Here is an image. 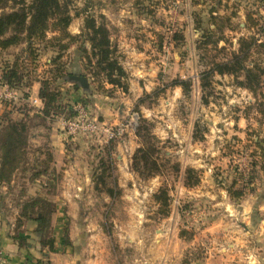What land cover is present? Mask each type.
I'll return each instance as SVG.
<instances>
[{
	"label": "rangeland",
	"instance_id": "obj_1",
	"mask_svg": "<svg viewBox=\"0 0 264 264\" xmlns=\"http://www.w3.org/2000/svg\"><path fill=\"white\" fill-rule=\"evenodd\" d=\"M61 1L73 15L69 31L77 37L67 50H59V43L51 41L52 31L30 48L28 42L0 48V72L17 62L24 75V85L17 87L19 100L8 102L7 108L0 102V118L6 111L14 119L36 113L27 101L29 86L33 80L42 82L51 77L58 55V63L64 61L67 72L88 73L80 49L81 45L90 49L85 36V19L90 15L110 29L122 65L129 49L120 42L118 45L119 34L123 42L127 36L141 38L137 45L148 47L153 63L140 67L141 72L126 69L127 92L109 84L99 89L89 73V91L76 92L72 82L55 80L53 87L61 93L65 113L44 125L35 120L28 165L0 194L3 211L15 219L18 201L37 194L53 200L57 205L52 221L56 252L68 255L69 264H154L155 251L170 255L168 264L176 260L190 264L215 256L217 249L228 252L229 262L264 264V152L256 146L258 136H264V115L257 110L262 97L239 87L230 75H216L212 89L206 91L200 80L202 71L213 61L230 57L238 48L239 37L255 32L264 39V0ZM214 8L217 15L212 13ZM247 11L254 14L259 29L250 28ZM211 15L231 16V22L224 30L226 39L205 50L198 48L202 31L198 37L192 32L199 20L203 29L210 27ZM119 29L124 31L118 33ZM170 30L173 46L169 47L165 43ZM191 39L195 45L187 46ZM260 59L264 62V53ZM176 79H191V91L185 94L181 86L171 85ZM141 97L144 100L139 102ZM79 106L99 125L119 131L111 146L120 190L116 198L97 191L93 182L99 158L109 145L107 133L99 130L69 135L64 128L63 121L77 115ZM141 120L148 122L160 151L161 171L148 178L132 168V156L141 144L136 134ZM48 148L53 153L49 170L31 179L30 166L43 159ZM188 167L195 168L200 179L192 187L185 184ZM228 188L242 190L243 195L233 197ZM160 189L169 193L167 212L160 210L155 199ZM30 226L27 221L21 229ZM67 226L70 245L63 243ZM30 238L33 245L38 241ZM46 256L50 260V252ZM146 258L151 262H145Z\"/></svg>",
	"mask_w": 264,
	"mask_h": 264
},
{
	"label": "trees",
	"instance_id": "obj_2",
	"mask_svg": "<svg viewBox=\"0 0 264 264\" xmlns=\"http://www.w3.org/2000/svg\"><path fill=\"white\" fill-rule=\"evenodd\" d=\"M212 10L217 15L218 10ZM0 48L7 49L12 45H18L28 42L30 48L35 40H45L47 33H55L51 41L56 40L59 43V50L64 51L69 48L70 43L77 40L76 35L69 31V26L73 20L67 3L61 0H0ZM246 17L251 29H259L258 21H254V14L247 11ZM231 22V16L225 19L211 15L210 27L203 29L202 23L197 22V30L202 31L199 47L207 50L212 44L217 47L219 40L226 39L224 30ZM86 39L90 42V49L81 45L82 59L89 68L88 73L92 76L93 81L98 83L99 89L104 88V84H109L113 88L129 90V73L122 65L117 55L118 47L112 43L110 29L103 22L98 23L92 15L85 19ZM218 34V37L216 35ZM178 39V36L175 35ZM68 40L67 42L64 40ZM203 40V41H202ZM202 43V44H201ZM238 48L231 52L230 57L222 61H213L211 66L203 70L200 75L202 90H211L212 81L216 75H230L234 78L235 84L252 92L255 97L261 98L257 103L258 112L264 115V62L260 59V54L264 53V39L259 37L255 32L249 36L239 37L237 39ZM222 51V48H221ZM206 54V53H205ZM54 61L52 75L50 78L42 80L39 89V98L41 105L36 113L25 114L24 119H14L9 112L3 113L0 118V183L10 186L16 177L17 172L21 169L24 171L28 165V148L30 146V130L35 125V120L44 125L52 117L65 113V107L60 102V91L54 86L55 80L62 79L73 83L74 91L83 89L89 91L90 87L83 88L79 81L71 79L72 75L86 76L88 73L77 70L76 72H67L64 61L58 63ZM20 67L17 62L15 67L7 69L3 73L4 80L11 87L24 85V75L20 73ZM88 78V77H87ZM35 81V80H33ZM20 84V85H19ZM171 85L181 86L185 94L191 91V79H176ZM27 86V85H25ZM56 88V89H55ZM158 91L153 94L157 95ZM211 93V91H210ZM149 96V94H147ZM144 100L143 97L139 102ZM208 102V100L206 99ZM6 108L9 106L5 102ZM198 134L199 128L196 127ZM195 132V134H196ZM136 134L140 139V146L135 150L132 156V168L142 177L148 178L158 174L161 171L159 159V147L157 137L152 133L151 127L146 120L136 128ZM112 141L108 142L105 153L99 158L97 169L93 173L94 188L102 193H106L111 198H116L120 194L118 189L117 177L115 174V161L112 157ZM256 146L260 152H264V136L259 135ZM38 151V150H37ZM41 151H38L40 154ZM45 157L39 159L35 164L30 166L31 179H36L45 174L53 161V153L48 148L45 150ZM179 165H177V168ZM199 175L193 167L185 170V184L195 186L199 183ZM234 183L231 188L233 189ZM228 188L233 197H241L243 191L236 189L232 191ZM24 195V192L21 193ZM155 199L160 204V210L167 212L170 206V197L167 189H160L155 193ZM19 213L15 223V233L13 238L19 246L28 247L29 237L21 229L25 222L31 221L35 224L34 232L39 235V242L42 250L47 252L54 251L57 239L53 233V216L57 211V205L53 200L37 194L18 201ZM63 243L72 244L68 226L63 229ZM28 263L32 264H52L42 253L40 257H29ZM27 263V264H28Z\"/></svg>",
	"mask_w": 264,
	"mask_h": 264
},
{
	"label": "crops",
	"instance_id": "obj_3",
	"mask_svg": "<svg viewBox=\"0 0 264 264\" xmlns=\"http://www.w3.org/2000/svg\"><path fill=\"white\" fill-rule=\"evenodd\" d=\"M122 31L124 30L119 29L118 33L119 32L121 33ZM198 31L199 30L197 29H194L193 32L191 31L192 36L198 37L199 36ZM119 38L120 39H117L118 45L120 42L123 46L125 45L129 49V51L127 50L129 52V55L123 61V65L125 69H127L128 67L129 68L133 67V68H136L138 72H141L142 70L139 69L140 67H143L148 63L150 64L153 63L151 62L153 60L150 61V59H152L151 58L152 55L150 54L151 52L148 51L149 50L148 47H142V49H141V45L140 47H138L137 42L142 41V39L141 38L139 39L137 35H133L132 37L127 36V38H125L126 39L125 42L121 41V38H122L121 34H119ZM194 45L195 43L194 41H192V39L190 40V45L189 43H187V46H194ZM156 61L160 62V60H158L157 58H156ZM41 85L42 83L40 80H35L33 84L31 85V87L29 86V90H31L29 97H36V96L39 97V89ZM138 96H140V94H137V97ZM1 109H2V105L0 103V110ZM7 187H8L7 185L0 183V194ZM18 213H19V209L16 210L15 208V219L10 218V216L6 212H4L0 206V243L6 252L7 261H8L7 264H27L28 263L27 259L29 257H40L42 253H47L46 249L42 250L41 244L39 242V235L34 232L35 224L31 221H28V222L31 223L32 226L27 227L28 229H26L24 232H25V235L29 236V238L31 236V237H36V239H38V241H36L34 245L32 243H29L28 247L21 248L18 242L13 238V235L15 233L13 228L15 227L16 218L18 216ZM29 240H31V238ZM57 247H58V242L56 244L55 250L50 252L51 262L53 264H69L70 257L68 255L62 256L60 253L56 252ZM155 253L156 254L153 257V259H155V261L153 262L154 264L157 262L159 264L170 263L169 262L171 261L170 255H168L165 251H158V252L155 251ZM214 254L215 256L209 255L203 258V260L200 262H192L190 264H237L236 261L229 262L228 252H223L222 249H217V251L214 252ZM145 262H151V258H146ZM88 263L89 262L87 261L86 264ZM174 264H188V263L176 260Z\"/></svg>",
	"mask_w": 264,
	"mask_h": 264
},
{
	"label": "built area",
	"instance_id": "obj_4",
	"mask_svg": "<svg viewBox=\"0 0 264 264\" xmlns=\"http://www.w3.org/2000/svg\"><path fill=\"white\" fill-rule=\"evenodd\" d=\"M175 30V29H174ZM169 37L165 43L166 45L173 46V38L171 36L172 30L169 31ZM19 100V90L17 87H11L3 78V73L0 72V102L13 103ZM27 101L35 109H39L41 100L38 96L29 97ZM78 114L72 118L63 121L64 128L69 135H76L81 132H96L99 130L105 131L110 141L117 136L118 132L111 131V129L105 128L104 125H99L97 120H93L88 116L86 109L83 106L78 107ZM7 255L0 243V264H7ZM32 264V263H28Z\"/></svg>",
	"mask_w": 264,
	"mask_h": 264
},
{
	"label": "water",
	"instance_id": "obj_5",
	"mask_svg": "<svg viewBox=\"0 0 264 264\" xmlns=\"http://www.w3.org/2000/svg\"><path fill=\"white\" fill-rule=\"evenodd\" d=\"M71 79L75 81H79L82 85L83 88H88L89 87V81L86 76L83 75H72Z\"/></svg>",
	"mask_w": 264,
	"mask_h": 264
}]
</instances>
